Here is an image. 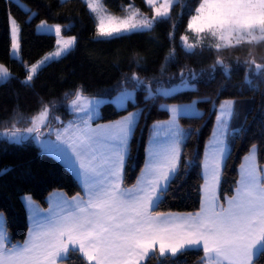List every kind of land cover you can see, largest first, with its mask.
Listing matches in <instances>:
<instances>
[{
	"label": "snow or ice",
	"instance_id": "1",
	"mask_svg": "<svg viewBox=\"0 0 264 264\" xmlns=\"http://www.w3.org/2000/svg\"><path fill=\"white\" fill-rule=\"evenodd\" d=\"M15 2L22 10L31 13L19 0ZM145 2L152 8L150 18L141 16L138 9L123 17L116 16L107 11L102 0H86L94 16L96 37L110 40L151 31L157 22L170 18L172 8L179 0H162L158 6V0ZM129 8L132 6L129 5ZM34 15L31 13L29 20ZM9 22V56L22 62L21 29L11 13ZM68 27L65 25L62 29L60 24L40 21L37 31L51 34L54 30L57 48L36 63L25 65L27 75L21 83L30 86L42 66L63 58L74 48L77 37L62 36V31ZM187 30L196 34L197 41L191 43L188 35L181 36L182 47L188 54H194L198 47L201 51L215 48L219 52L244 43L264 42V0H199L194 14L189 16ZM169 35L174 38V32ZM208 39L215 43L205 44ZM173 56L174 51L166 60H171ZM252 63L255 70L249 67L245 75V83L249 85L252 84V75L259 76L264 72V65L255 61ZM217 66L223 68L226 76L229 75L228 65L219 56L211 65V70L214 72ZM196 75L190 73L186 77L182 71L179 84L162 87L157 82L155 89L151 86L152 81L145 84L135 73L130 80L134 88L145 85V99L152 100L194 89ZM10 78L9 68L0 64V83H6ZM132 95L125 88L117 101L123 104ZM95 103L77 89L69 106L83 116L78 123L70 122L62 130L57 129L55 142L41 140L42 127H49V132L52 131L50 106L47 104L30 118L17 114L11 127H5L0 132V136L14 143L27 139L25 133H34L33 139L41 144L45 152L55 155L76 171L86 197L50 201L47 210L36 206L31 196L22 197L31 221L28 237L22 244L6 246L7 229L0 213V264H63L77 251L87 264H147L157 249L158 264H164L165 260L177 261L189 251L200 250L203 255L198 264H258L259 258L264 255V166L257 164L256 144L244 157L235 193L224 198L226 206L217 203L220 169L229 153L227 138L230 123L236 116L234 100L226 99L220 103L217 127L206 145L200 209L195 213L175 215L154 209L180 174V147L186 133L179 127L177 119L181 115L199 116L195 106L197 102L162 106L172 117L169 121L157 122L153 127L158 130L156 135L162 131L167 139L150 152L147 173L142 180H138L140 187L133 186L132 189L121 186L120 170L137 114L129 113L120 121L93 129L89 120ZM20 121L29 126L23 129L17 127Z\"/></svg>",
	"mask_w": 264,
	"mask_h": 264
},
{
	"label": "trees",
	"instance_id": "2",
	"mask_svg": "<svg viewBox=\"0 0 264 264\" xmlns=\"http://www.w3.org/2000/svg\"><path fill=\"white\" fill-rule=\"evenodd\" d=\"M22 1L31 13H35L31 20V13L22 10L15 0H0V64L7 66L11 73L8 82L0 83V126L10 128L14 116L19 114L30 118L45 104L50 106L53 119L59 115L60 120H65L71 116L68 102L75 97L77 89L83 95L112 96L124 88H134L130 80L133 73L145 84L152 81L151 86L155 89L157 82L160 86H169L180 81L183 71L186 77L190 73L197 74L193 81L194 89L146 100L145 85H139L135 86V97L128 101L126 107L117 108L111 101L101 105L100 116L95 122L117 119L129 111L140 110L128 145L122 184L129 186L136 181L146 159L151 126L153 122L169 117L170 112L162 106L170 103L196 100L202 114L179 116L186 133L180 174L154 211L196 212L200 209L204 148L212 134L218 106L224 99H235L240 107H244L245 113L242 122H239V131L234 129L230 134V150L219 183L220 204H225L224 198L234 193L240 163L253 144L258 146V163L264 164V72L259 76L252 75L251 85L245 83L248 68L255 70L253 61L264 65V42L244 43L219 52L215 48L201 51L198 47L194 54L186 53L180 38L190 32L187 30L188 19L190 14H194L199 0H179L172 8L170 18L157 22L151 31L110 40L96 37L94 16L84 0ZM103 2L109 11L116 14L124 15L133 3L152 15L151 6L144 0ZM9 13L21 29L20 53L23 61L35 62L56 44L54 34L37 32L36 25L41 20L67 24L70 27L64 29V34L77 37L74 48L63 58L42 66L30 86L21 83L27 75L23 61L9 56ZM172 32L174 38L169 35ZM173 51V58L166 60ZM217 56L228 65L229 75L226 76L220 66L214 72L211 70ZM54 189H63L69 195L81 192L72 171L54 155L42 151L29 139L14 143L0 136V213L5 217L6 246L18 244L27 236L28 219L23 195L30 194L45 206L48 194ZM158 255L150 258L147 264H158ZM202 255V250L189 251L177 261L165 260L164 264H198ZM64 263L87 264V261L77 251ZM258 264H264V255L259 258Z\"/></svg>",
	"mask_w": 264,
	"mask_h": 264
},
{
	"label": "rangeland",
	"instance_id": "3",
	"mask_svg": "<svg viewBox=\"0 0 264 264\" xmlns=\"http://www.w3.org/2000/svg\"><path fill=\"white\" fill-rule=\"evenodd\" d=\"M85 2H86V0H84ZM145 1V0H144ZM160 2H162V0H158V4H157V6L159 5V3ZM19 3L20 4H23V5H26L27 6V4L25 3V2H23L22 0H19ZM102 3H103V5H104V7L107 9V7L105 6V4H104V2H103V0H102ZM147 4V3H146ZM131 6H132V8H128V11L124 14V15H121V14H116V13H113V12H111V11H109L108 9H107V11L109 12V13H111V14H114V15H116V16H121V17H123V16H125V15H128L129 13H130V11H133V10H139V12H140V15L141 16H148L149 18L153 15V13H152V15L151 16H149L147 13H145V12H143L139 7H137L136 5H134L133 3H131L130 4ZM27 8L29 9V7L27 6ZM18 23V22H17ZM40 24V22L37 24V25H39ZM48 24H59V23H50V22H48ZM37 25H36V30H37ZM61 26H62V29H63V26H65V25H67V24H60ZM38 32V31H37ZM40 33H42V32H40ZM10 34H11V30H10ZM51 34H54L55 35V32H54V30L51 32ZM184 35H188L189 36V42H191V43H196L197 41H196V34L195 33H192V32H189V33H187V34H184ZM62 36H64V37H68V36H74V35H65L64 34V30L62 31ZM56 39H57V37H56ZM19 42H20V33H19ZM209 42H211V43H215V41L214 40H211V39H208V40H205L204 41V43L205 44H207V43H209ZM181 43L183 44V42L181 41ZM56 48H57V45L55 44V46H54V48L52 49V50H50V51H48L47 53H45L40 59H38V60H36L35 62H32V63H29V62H27V61H23V59H22V61H23V63H24V65H27V66H30L31 64H33V63H36L37 61H39V60H41V59H43V57L44 56H46V55H48L49 53H52V52H54L55 50H56ZM20 55H21V53H20ZM180 83V81H178V82H176V83H173V84H179ZM162 87H168V86H162ZM125 89V88H124ZM129 91H131L132 93H133V95H132V98L131 99H129V100H132V99H134V97H135V90H133L134 88H127ZM123 90V89H122ZM122 90H120L119 92H117L116 94H114V95H112V96H103V95H83L84 97H87L89 100H93V101H96V103L95 104H93L92 105V115H91V119L89 120V124H95L94 122V120L95 119H97L99 116H100V113H101V105L104 103V102H106V101H111V102H113L114 104H115V106L117 107V108H124V107H126V105L128 104V101L129 100H126V101H124V103L123 104H120V103H118V101H117V97H118V95L121 93V91ZM75 98V97H74ZM74 98H72V99H74ZM71 99V100H72ZM70 100V101H71ZM224 100H226V99H224ZM224 100H222V101H224ZM231 100H234L235 102H236V100L235 99H231ZM70 101L68 102V108H69V111L71 112V116L69 117V118H67V119H65V120H60L61 118H60V116L59 115H56L55 116V118L53 119L52 117V119H51V125H50V127H51V129H52V131L51 132H49V127H42L41 128V131H42V133H43V135L41 136V140H47V141H52V142H55L56 141V130L57 129H63L64 127H66V126H68L69 125V123L70 122H74V123H78L79 122V119H80V117L81 116H83V113H81V112H77V111H74L69 105H70ZM194 101H196V100H193V101H191V102H183V103H170V104H163V106H171V105H188V104H191L192 102H194ZM221 101V102H222ZM238 104H239V102H237ZM220 105V104H219ZM196 108L199 110V113H200V115L202 114V110L197 106V103H196ZM241 106V105H240ZM239 105H238V109L236 110V116L232 119V123H233V125H238V121L240 122V116L242 115L243 116V114L245 113V109H244V107L242 106V107H240ZM218 109H219V106H218ZM217 109V110H218ZM133 111V110H132ZM132 111H129L128 113H126L125 115H128L129 113H131ZM132 113H134V112H132ZM136 113H139L138 115H137V121H138V119H139V117H140V110H137V112ZM37 114V113H36ZM36 114H34V115H36ZM217 114V113H216ZM59 118V119H56V118ZM171 117H172V114L170 113V115H169V117L167 118V119H161V120H158V121H155V122H164V121H169L170 119H171ZM215 120H216V118H215ZM59 122V123H56L55 124V122ZM61 121V122H60ZM108 122L109 121H111V120H107ZM107 121H96L98 124H102V123H105V122H107ZM137 123V122H136ZM154 123V122H153ZM178 124H179V127L181 128V129H183V127L181 126V124H180V122H179V117H178ZM215 124V123H214ZM136 125V124H135ZM27 126H29L28 124H25L24 122H20V123H17V127H19V128H21V129H23L24 127H27ZM135 127V126H134ZM4 128H5V126H0V132H2L3 130H4ZM9 128V127H8ZM214 128V127H213ZM184 130V129H183ZM24 135H26L27 136V139H29L30 141H32L34 144H36V145H38L40 148H41V150L42 151H44L43 150V148L41 147V144L38 142V141H36V140H34L33 139V136L35 135L34 133L33 134H31V135H28V134H24ZM162 136V137H161ZM185 137H186V135H185ZM27 139H25V140H27ZM167 139V137L165 136V134H164V132H160V134L159 135H156V134H154V132H153V134H152V136H151V140H150V143H149V148H148V159H149V154H150V152L154 149V147H156L157 146V144H162V143H164V141ZM184 140H185V138L183 139V141H182V143H181V147H180V150L182 151V144H183V142H184ZM209 140V139H208ZM207 143V142H206ZM205 149V148H204ZM206 151H207V149H206ZM45 152V151H44ZM55 156V155H54ZM227 156V155H226ZM56 157V156H55ZM57 158V157H56ZM226 158V157H225ZM59 159V158H58ZM60 160V159H59ZM225 161V160H224ZM223 164H224V162H223ZM223 167V166H222ZM221 172H222V170H221ZM220 180H221V176H220ZM27 195H29V196H31L30 194H27ZM156 254H158V253H156Z\"/></svg>",
	"mask_w": 264,
	"mask_h": 264
},
{
	"label": "crops",
	"instance_id": "4",
	"mask_svg": "<svg viewBox=\"0 0 264 264\" xmlns=\"http://www.w3.org/2000/svg\"><path fill=\"white\" fill-rule=\"evenodd\" d=\"M238 101H236V105H235V107H236V110L238 109V103H237ZM132 112H134V113H136L137 112V110H134V111H132ZM131 112V113H132ZM137 115L139 114V113H136ZM217 114H218V110H217ZM217 114H216V120H215V124H214V128H213V131H212V134H211V136H210V138H209V140L207 141V143H206V145H208L209 144V141H210V139L213 137V132H214V130L216 129V127H217ZM137 115H136V117H137ZM125 116H128V115H123V116H121V117H119V118H117V119H113V120H111V121H107V122H105V123H102V124H98L97 122H94L95 124H89L90 125V127L91 128H93V129H95V128H97V126H106V125H111V124H113L114 122H116V121H120L123 117H125ZM96 120V119H95ZM94 120V121H95ZM240 123L242 122V115L240 116ZM136 122H137V118H136V120H135V123H134V125H133V128H132V132H133V129H134V126H135V124H136ZM157 122H154L153 124H152V126H151V129H150V133H149V136H148V140H147V144H146V159H145V162H144V165H143V167L141 168V170H140V172H139V175H138V177H137V179H136V181L132 184V185H129V186H124L123 184H122V179H123V169H124V165H125V161H126V157H127V154H128V145H129V141H130V138H131V135H132V132H131V135H130V137H129V139H128V142H127V152H126V155H125V159H124V163H123V166H122V168H121V170H120V180H121V186L123 187V188H125V189H132L133 188V186H136V188H139L140 187V185L138 184V180H142L143 178H144V176L146 175V173H147V168H146V163H147V161L149 160L148 159V148H149V143H150V140H151V136H152V134H153V132H154V134H156L157 132H158V130L157 129H155L153 126H154V124H156ZM177 123H178V119H177ZM179 125V124H178ZM238 126H239V121H238V125H233V123H232V121H231V123H230V130H229V133H228V141H229V150H230V134L232 133V131L234 130V129H237L238 128ZM160 134V133H159ZM162 137V136H161ZM183 141V140H182ZM182 143V142H181ZM206 145H205V149H204V156H203V163H202V173H203V184H204V167H203V165H204V161H205V153H206ZM248 154V153H247ZM246 154V155H247ZM245 155V156H246ZM244 156V157H245ZM244 157H243V159H242V161H241V163H240V166H239V169H238V171H239V177H238V180H240V178H241V164H243V163H245V160H244ZM62 161V160H61ZM63 162V161H62ZM64 163V162H63ZM71 171H72V173L74 174V176L76 177V179L78 180V182H79V184H80V186H81V192L80 193H78V194H74V195H69V194H67L63 189H54V190H52V191H50V193L48 194V196H47V203H46V205L45 206H42L37 200H35L32 196H31V198H32V200L33 201H35V205L36 206H38L40 209H43V210H47L48 208H49V202L50 201H52V202H55V201H60V200H65V199H67V200H71V198L72 197H77L78 199L79 198H85L86 199V197H85V193H84V188H83V185H82V183H81V181H80V179L78 178V176H77V174H76V171L73 169V168H71L70 166H68L66 163H64ZM257 164H258V166H264V164L263 165H260L259 163H258V156H257ZM222 166H223V164H222ZM221 170H222V167H221V169H220V176H221ZM219 183H220V179H219ZM237 187V186H236ZM218 193H219V184L217 185V189H216V194H217V197H218V201H217V203H218V205L220 204V201H219V195H218ZM234 193H235V191H234ZM233 193V194H234ZM203 194V193H202ZM232 194V195H233ZM231 195V196H232ZM24 196H29V195H27V194H24L23 195V197ZM230 196V197H231ZM23 202H24V204H25V207H26V202L23 200ZM225 206H226V203H225ZM26 211H27V219H28V230H29V226H30V223H31V221H30V219H29V216H30V213H29V210H28V208L26 207ZM197 212V211H196ZM160 213H165V214H187V213H195V212H160ZM3 214V213H2ZM43 214V213H42ZM3 218H4V226H5V217H4V214H3ZM6 227V226H5ZM28 237V233H27V236H26V238ZM25 238V239H26ZM24 239V240H25ZM7 240H8V235H7V237H6V242H7ZM24 241H22V242H20V243H18V244H22ZM156 253H158V249H157V252ZM159 254V253H158ZM63 264H66V263H64L63 262Z\"/></svg>",
	"mask_w": 264,
	"mask_h": 264
}]
</instances>
